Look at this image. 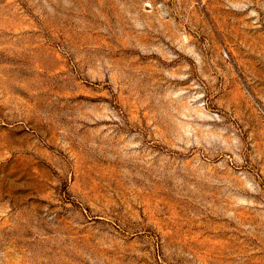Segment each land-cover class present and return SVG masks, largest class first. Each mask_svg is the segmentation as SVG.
Segmentation results:
<instances>
[{
	"label": "rangeland",
	"instance_id": "1",
	"mask_svg": "<svg viewBox=\"0 0 264 264\" xmlns=\"http://www.w3.org/2000/svg\"><path fill=\"white\" fill-rule=\"evenodd\" d=\"M0 264H264V0H0Z\"/></svg>",
	"mask_w": 264,
	"mask_h": 264
}]
</instances>
